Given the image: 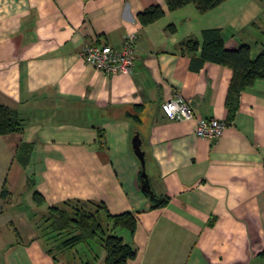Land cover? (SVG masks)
Returning <instances> with one entry per match:
<instances>
[{
	"label": "crops",
	"instance_id": "crops-1",
	"mask_svg": "<svg viewBox=\"0 0 264 264\" xmlns=\"http://www.w3.org/2000/svg\"><path fill=\"white\" fill-rule=\"evenodd\" d=\"M156 5L164 15L143 24L139 14ZM207 29L255 58L264 0H223L205 13L170 11L165 0H0V103L25 119L0 136V264H105L101 241L49 252L59 242L43 235L49 208L68 200L134 213V233L116 231L136 251L127 264H264V80L231 114L233 71L191 67ZM133 33L131 74L85 64L84 46L120 47ZM190 38L195 55L183 45ZM176 94L196 117L225 121L223 135L199 138L196 120L165 117ZM137 135L153 197L141 189Z\"/></svg>",
	"mask_w": 264,
	"mask_h": 264
},
{
	"label": "trees",
	"instance_id": "trees-1",
	"mask_svg": "<svg viewBox=\"0 0 264 264\" xmlns=\"http://www.w3.org/2000/svg\"><path fill=\"white\" fill-rule=\"evenodd\" d=\"M170 11H175L188 4H194L200 13H205L223 0H165ZM164 15L160 5L152 6L139 14L143 24H150ZM173 31L174 27H170ZM200 57L191 60V67L199 70L205 62H212L229 67L233 71L227 96V107L234 114L239 106V97L242 91L253 86L256 80H264V48L255 57H251V49L242 44L235 49H227L225 39L220 29H207L203 33ZM185 48L196 53L198 41L193 38L183 42ZM25 126V119L14 109L0 103V136L19 133ZM24 148H21L20 157L23 158ZM22 161H24L22 159ZM5 191H2L4 195ZM38 204L45 202L44 197L34 194ZM166 200L155 204L161 207ZM136 218L133 212L111 215L105 207L92 201L68 200L59 206L49 208V216L43 227V235L47 240L58 238L59 242L50 248L55 250L72 248L78 244H91L101 241L106 251L105 264H127L136 257L133 247L125 243L116 231L127 230L134 233Z\"/></svg>",
	"mask_w": 264,
	"mask_h": 264
},
{
	"label": "built area",
	"instance_id": "built-area-1",
	"mask_svg": "<svg viewBox=\"0 0 264 264\" xmlns=\"http://www.w3.org/2000/svg\"><path fill=\"white\" fill-rule=\"evenodd\" d=\"M137 35H128L120 47L111 44L86 45L81 56L86 65L106 75L131 74L135 67ZM162 111L168 119L177 121L196 120L195 134L199 138L215 140L220 138L227 126L225 121L216 118L196 117L190 102L180 94L162 104Z\"/></svg>",
	"mask_w": 264,
	"mask_h": 264
},
{
	"label": "water",
	"instance_id": "water-1",
	"mask_svg": "<svg viewBox=\"0 0 264 264\" xmlns=\"http://www.w3.org/2000/svg\"><path fill=\"white\" fill-rule=\"evenodd\" d=\"M142 140L139 137V135L136 136L134 140V152L138 159L141 162L142 165V173L140 175V184H141V189L150 197H153V191L151 190V185L149 182L148 175L146 174L145 171V153L142 150Z\"/></svg>",
	"mask_w": 264,
	"mask_h": 264
},
{
	"label": "rangeland",
	"instance_id": "rangeland-1",
	"mask_svg": "<svg viewBox=\"0 0 264 264\" xmlns=\"http://www.w3.org/2000/svg\"><path fill=\"white\" fill-rule=\"evenodd\" d=\"M93 244H95V243H93ZM49 246H50V248H54V245L53 244H50Z\"/></svg>",
	"mask_w": 264,
	"mask_h": 264
}]
</instances>
